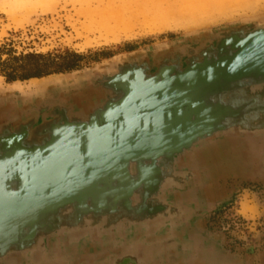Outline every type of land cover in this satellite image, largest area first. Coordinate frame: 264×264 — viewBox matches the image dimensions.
Returning <instances> with one entry per match:
<instances>
[{"label": "water", "instance_id": "95a60500", "mask_svg": "<svg viewBox=\"0 0 264 264\" xmlns=\"http://www.w3.org/2000/svg\"><path fill=\"white\" fill-rule=\"evenodd\" d=\"M260 134L264 22L139 52L39 91L0 89V264H242L184 241L192 216L184 198L197 174L183 173L175 187L144 184L150 170L127 161L182 157L211 141L230 168L237 138ZM248 142L260 169L263 144ZM133 166L140 180L126 185Z\"/></svg>", "mask_w": 264, "mask_h": 264}, {"label": "rangeland", "instance_id": "374dc122", "mask_svg": "<svg viewBox=\"0 0 264 264\" xmlns=\"http://www.w3.org/2000/svg\"><path fill=\"white\" fill-rule=\"evenodd\" d=\"M258 22H264V0H0V42L12 40L17 52L81 57L78 69L41 79L7 83L0 76V89L39 91L50 80L73 82L80 72L111 61ZM207 144L213 142L195 146L182 157L171 159L164 153L127 162L150 170L153 179L144 184L164 179V185L175 187L183 173L197 170L202 158L196 153ZM219 168L226 169L223 162ZM227 174L217 180L226 196L204 215L206 229L222 237L226 251L236 248L263 258L264 217L249 219L244 214L247 205L264 213V180L235 182ZM128 178L126 185L140 180L134 166Z\"/></svg>", "mask_w": 264, "mask_h": 264}, {"label": "crops", "instance_id": "0c3cea01", "mask_svg": "<svg viewBox=\"0 0 264 264\" xmlns=\"http://www.w3.org/2000/svg\"><path fill=\"white\" fill-rule=\"evenodd\" d=\"M264 135H257L246 137V138H237L240 140L238 144L233 145L234 147L230 149L229 156L231 160L230 168L221 170L219 165H215V158H219L224 154V151L215 147L214 144H207L199 149L196 155L200 158V163H198L197 170H193V173H197V181L190 185L191 189H194L195 192L192 196L184 198V204L187 206V210L192 214L190 222L186 227L182 236H184V241L193 242L194 244H201V251L206 253L214 254L218 257H223L227 260L234 262H239L242 264H264V257L254 256L253 254L247 253L240 249L234 250H225L224 246L226 245L218 234H214L206 229V220L204 215L212 212L218 202L224 199L225 189L221 184H217V180L222 177V173H228L235 182L242 181H254V180H264V162L261 161L260 169H255L251 165V157L253 155V144L248 141H258L263 144L264 147ZM257 138V139H256ZM244 139V143L241 142ZM216 150L213 152V150ZM208 155L204 156V153ZM214 153H216L214 156ZM264 156V151H263ZM243 157V158H242ZM248 161V162H247ZM212 164V165H211ZM221 165V163L219 162ZM202 174V176H200ZM206 174H209V176ZM216 181V182H215ZM183 199V197H182ZM248 209L245 211V217L249 219H255L258 216H263L264 213L259 212V209L255 210L251 205H247ZM209 210L199 214V210ZM212 249L213 251H210ZM205 253V254H206ZM204 254V255H205ZM188 264H196L195 262H190Z\"/></svg>", "mask_w": 264, "mask_h": 264}, {"label": "trees", "instance_id": "16d2710c", "mask_svg": "<svg viewBox=\"0 0 264 264\" xmlns=\"http://www.w3.org/2000/svg\"><path fill=\"white\" fill-rule=\"evenodd\" d=\"M81 57L68 54L64 57L51 54L17 52L14 42H0V76L7 83L41 79L79 68Z\"/></svg>", "mask_w": 264, "mask_h": 264}, {"label": "bare ground", "instance_id": "6f19581e", "mask_svg": "<svg viewBox=\"0 0 264 264\" xmlns=\"http://www.w3.org/2000/svg\"><path fill=\"white\" fill-rule=\"evenodd\" d=\"M260 142H261V140H260ZM214 151H216V150L214 149L213 152H214ZM215 154H216V153H214V156H216ZM205 155L207 156L208 154L205 152V153H204V156H205ZM222 158H223V157L215 158V159H216V161H215V165H216V166H217V164L219 165V162H222V160H223ZM211 165H212V164H211ZM142 169H143V168H142ZM192 172H193V171H192ZM194 172H195V171H194ZM132 173H133V172H132ZM207 175L209 176V174H206V176H207ZM176 176H177V175H176ZM177 177H178V176H177ZM179 179H180V177H179ZM133 181H134V180H133ZM132 183H133V182H132ZM125 184H126V183H125Z\"/></svg>", "mask_w": 264, "mask_h": 264}]
</instances>
